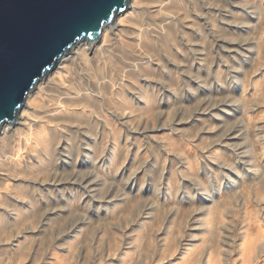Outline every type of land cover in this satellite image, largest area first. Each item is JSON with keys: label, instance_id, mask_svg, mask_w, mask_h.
<instances>
[{"label": "bare ground", "instance_id": "bare-ground-1", "mask_svg": "<svg viewBox=\"0 0 264 264\" xmlns=\"http://www.w3.org/2000/svg\"><path fill=\"white\" fill-rule=\"evenodd\" d=\"M0 264H264V0H128L66 51L0 126Z\"/></svg>", "mask_w": 264, "mask_h": 264}, {"label": "water", "instance_id": "water-1", "mask_svg": "<svg viewBox=\"0 0 264 264\" xmlns=\"http://www.w3.org/2000/svg\"><path fill=\"white\" fill-rule=\"evenodd\" d=\"M128 0H0V126L15 120L26 94L76 42H95Z\"/></svg>", "mask_w": 264, "mask_h": 264}, {"label": "rangeland", "instance_id": "rangeland-1", "mask_svg": "<svg viewBox=\"0 0 264 264\" xmlns=\"http://www.w3.org/2000/svg\"><path fill=\"white\" fill-rule=\"evenodd\" d=\"M251 12H253V10L251 11ZM251 12H248L247 13V16H248V18L246 17V19H249V17H250V15H251V17H253V15H256V14H254V12L253 13H251ZM252 19V18H251ZM255 19V18H254ZM250 24H251V21H250ZM243 59L244 60H247V57H243ZM235 81V80H234ZM237 82H239V83H237V85H239L240 84V80H238ZM203 95V92L201 91L200 92V94H198V95H196V97L198 98H200L201 96ZM196 98V99H197ZM194 101H192L191 103H193ZM235 107V106H234ZM241 112L240 111H234V112H232V114H231V116H230V118L231 119H233V120H237V118H242L241 117V115L242 114H240ZM240 116V117H239ZM222 120V119H221ZM244 132V129H240V133H243ZM239 133V132H238ZM177 142H179L178 141V139L176 138L175 139ZM236 143V142H235ZM235 143H233V144H235ZM133 169H135V167L134 166H132V167H130V168H128L127 169V171H132ZM229 170V169H228ZM222 170L220 169L219 170V172H220V174L221 175H223L222 174V172H221ZM232 172H233V170H231ZM231 171H228L227 172V170L225 171L224 170V172L223 173H226L225 175H224V179L222 180V183L221 184H218V183H214L213 181H211V179L209 180V185H210V188H209V190H207V191H201V190H197V191H199V193L201 192L202 193V196L199 198V205H200V207H201V209H200V207H198V205L196 206V207H194L193 209H196V208H199L203 213H202V215L203 214H207L208 213V211H206V212H204L205 211V209H208L210 206H212V205H214V204H216V201L215 200H218V202L219 203H221L223 200H224V198H226V197H224V196H226V195H228V194H233L234 193V189L236 188V186H235V184L234 183H232V181L231 180H233L234 178H235V176L236 175H233L232 174V172ZM229 179V181H228V183H227V180ZM213 184V185H212ZM217 188V189H216ZM225 189H226V191H228L226 194L224 193V191H225ZM233 192H232V191ZM235 190H237V188L235 189ZM210 191H212L211 193H209ZM230 192V193H229ZM255 192V191H254ZM210 194H214V195H216L217 197H216V199H209V195ZM223 194V195H222ZM218 195H220V196H218ZM222 195V196H221ZM190 195L188 194L186 197H189ZM200 196V195H199ZM238 197H239V195H238ZM202 198V199H201ZM240 199H241V197H239ZM220 199V200H219ZM242 200V199H241ZM214 203H213V202ZM211 202V203H210ZM241 202H239V204H240ZM240 206V205H239ZM239 206H236V208L237 207H239ZM202 207H206L205 209L204 208H202ZM249 207V209L251 210L252 209V207H251V205H249L248 206ZM251 207V208H250ZM239 208H241V206L239 207ZM239 208H237V209H239ZM184 209H186V207H184ZM192 209V210H193ZM197 211H199V210H197ZM244 209L242 210V209H240V214L239 213H237L236 215H235V217L234 218H238V215H239V220L238 219H236V222H235V224L237 225H239L240 224V222L241 221H243V222H245L246 220H248L249 218H247V215H253V213H248L246 216H245V214H244ZM180 214H181V212H180ZM182 214H184V212H182ZM85 215V214H84ZM96 214L94 213V216H95ZM186 217H187V213L186 214H184ZM243 215V216H242ZM86 216V215H85ZM244 216H245V218H244ZM242 217V218H241ZM95 218H97V219H94L93 218V226L94 225H96L97 226V228L100 230V231H105V233L104 232H102V233H104L103 234V238H104V236H105V240L103 239V245H105L106 244V242L107 241H110V240H112L113 239V237H114V235H113V233H112V229H113V231L114 232H116L117 233V236H118V238H119V242H120V245H133V243H132V233H131V230H128L127 232H124V233H121L123 230H124V227H125V224H124V222H122V221H118L117 223H114V224H112V223H109V221H104V220H102V219H99V217H97V216H95ZM101 218V217H100ZM99 219V220H98ZM97 220V221H96ZM238 221V222H237ZM91 222V223H92ZM112 222V221H111ZM231 222V221H230ZM232 223H234V222H232ZM181 226H184L185 225V223H184V220H182L181 219V217H180V223H179ZM243 224V223H242ZM238 225L236 226V228L238 227ZM114 226V227H113ZM165 227H167V225L165 226ZM228 227H231V229H233L234 227H235V225H232L231 223H230V225L228 226ZM244 227V226H243ZM101 228V229H100ZM111 228V229H110ZM183 229L185 230V232H186V234H190V235H193L194 237H193V239H192V242H194V241H196V239H197V232L196 231H189L188 229H187V227H183ZM230 229V230H231ZM108 230H109V232H108ZM50 238H51V235L50 234H48V236H47V238H46V240L47 241H49L50 240ZM46 240H43V242H45ZM107 243H109V242H107ZM195 243H199L198 241H196ZM37 247L39 246L40 247V249H38V251H37V255H36V257L34 258V261H37V259H38V257H39V255H40V253L42 252L41 250L42 249H44L45 248V246L43 245V244H41V245H36ZM35 246V247H36ZM178 246H179V244H178ZM34 249V248H33ZM33 249L32 250H29V251H25L26 253H25V255L28 257L30 254H32L33 253ZM206 261L207 260H205V259H203L202 260V263H206ZM220 261H221V258H220Z\"/></svg>", "mask_w": 264, "mask_h": 264}, {"label": "snow or ice", "instance_id": "snow-or-ice-1", "mask_svg": "<svg viewBox=\"0 0 264 264\" xmlns=\"http://www.w3.org/2000/svg\"><path fill=\"white\" fill-rule=\"evenodd\" d=\"M114 11H121L122 12L123 9H113L111 7V5H109L108 9H107V12H106V15H107V13H111V12H114ZM4 107H5V101H4L3 97H2V95H0V111H3Z\"/></svg>", "mask_w": 264, "mask_h": 264}]
</instances>
